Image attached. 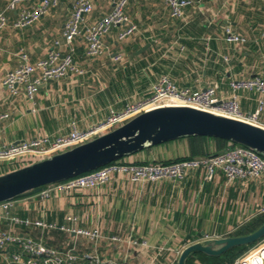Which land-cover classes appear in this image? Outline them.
I'll list each match as a JSON object with an SVG mask.
<instances>
[{"label":"crops","instance_id":"1","mask_svg":"<svg viewBox=\"0 0 264 264\" xmlns=\"http://www.w3.org/2000/svg\"><path fill=\"white\" fill-rule=\"evenodd\" d=\"M90 1L93 10L85 24L113 7L109 0ZM190 1L182 16L173 18L164 0H128L124 12L137 31L119 40L122 28H112L102 40V53L95 57L87 55L83 38H76L71 43L72 57L84 73L49 80L38 88L33 102L21 92L10 94L1 78L19 65L20 51L30 62L45 58L52 50L61 56L69 52L62 31L74 3L60 0L25 28L14 26L17 11L8 12V23L0 31V115H8L0 120V149L36 136L52 139L66 134L72 123L85 130L104 121L111 110L120 111L150 96L152 85L163 75L179 88L215 87L216 97L223 100L232 94L231 81L260 76L264 72V0ZM4 3L0 0V9ZM38 3L24 0L20 7ZM226 28L245 42H226ZM237 95L242 114L257 110L256 91L238 90ZM258 121L264 125V108ZM208 143L213 150V143ZM189 156L188 142L178 139L145 148L122 162L166 163ZM36 161L28 157L0 161V175ZM48 187L13 199L10 214L57 224H64L71 214L78 218V228L98 229L102 237L92 241L34 227L17 226L13 231L57 250L73 249L77 254L92 253L104 261L127 264H176L185 245L225 237L264 208V176L226 184L219 174L206 182L202 168L175 181L138 183L116 174L98 188L75 194ZM46 189H50L48 196H42ZM0 227L7 229L8 222L0 221ZM112 236L121 241L109 240ZM129 238L144 240L147 246L132 247L126 242Z\"/></svg>","mask_w":264,"mask_h":264},{"label":"built area","instance_id":"2","mask_svg":"<svg viewBox=\"0 0 264 264\" xmlns=\"http://www.w3.org/2000/svg\"><path fill=\"white\" fill-rule=\"evenodd\" d=\"M23 1L5 0L4 7L0 9V31L8 23V12L17 11L14 26L25 28L38 21L50 7L56 6L60 0H39V3L31 8H21ZM109 1L113 6L109 13L93 23L85 24L86 17L93 10V4L90 0H73L70 18L62 31L66 44L70 46L69 52L61 56L59 52L52 50L45 58L30 62L28 55L20 51L18 53L19 65L3 75L1 84L13 96H17L21 92L28 101L33 102L38 88L49 80H56L70 74L82 75L83 70L73 61L72 41L82 37L86 44L87 55L95 57L102 53V40L112 28H122L118 33L119 40H124L137 31V26L124 12L128 0ZM164 2L173 18H180L184 9L191 3L190 0H164ZM225 35V41L228 43L245 42L243 38L233 34L230 28L225 29ZM54 45L58 46L59 42L55 41ZM118 59L119 57L115 58V60ZM230 88L232 91L230 98L223 100L216 97L215 87H207L198 91L179 88L167 75H163L152 85L150 96L128 103L120 111L111 110L104 121L85 130L78 129L76 124L72 123L66 134L52 139L47 136H36L29 140L12 143L0 149V161L23 157L44 159L109 132L143 112L165 106H187L264 127L258 121L259 113L264 108V72L252 79L231 81ZM238 90H254L259 94L258 107L253 114L246 116L240 111ZM7 117V114L0 115V120ZM200 168L204 170L206 182H211L221 174L225 178L226 184H230L236 180L246 181L264 176V158L249 148L236 145L213 156L196 157L169 164L113 162L94 171L47 186L54 190L75 194L86 189L98 188L109 182L116 174L126 175L131 181L138 183L156 182L164 179L175 181L182 180L189 171ZM49 192L50 189H46L41 195L48 196ZM13 205V200L0 203V221L8 222L7 229L0 227V264H127L124 261H104L97 254H77L73 249L57 250L42 241L13 231V228L17 226L34 227L84 236L92 241L102 237L98 229L78 228L76 226L78 218L74 215H67L64 224L22 219L10 214L9 210ZM259 213H264V208H261ZM109 240L121 241L118 236H112ZM126 242L132 247L147 246L144 240L129 238ZM232 264H264V241L258 247L236 258Z\"/></svg>","mask_w":264,"mask_h":264},{"label":"water","instance_id":"3","mask_svg":"<svg viewBox=\"0 0 264 264\" xmlns=\"http://www.w3.org/2000/svg\"><path fill=\"white\" fill-rule=\"evenodd\" d=\"M201 136L227 140L264 158V127L187 106H165L143 112L121 126L69 150L0 175V203L39 187L59 183L177 139ZM264 238V222L253 232L187 244L176 264L193 253L220 256Z\"/></svg>","mask_w":264,"mask_h":264},{"label":"trees","instance_id":"4","mask_svg":"<svg viewBox=\"0 0 264 264\" xmlns=\"http://www.w3.org/2000/svg\"><path fill=\"white\" fill-rule=\"evenodd\" d=\"M188 142L190 156L187 158H183L181 160H176L172 162H166V164L174 163L186 159H192L196 157H209L216 154H219L227 149H230L238 144L229 142L227 140L219 139V138H212V137H201V136H192V137H185L181 138ZM178 140V139H177ZM172 142V141H169ZM213 143V150H210L209 143ZM168 142H165L163 144H166ZM161 145V144H160ZM125 158V157H124ZM120 159L118 161H115L114 163H123V159ZM46 186L39 187L37 189H34L30 192H27L23 195H20L16 197L15 199L21 198L27 194L35 193L41 189H43ZM264 222V213H259L255 215L253 218H251L248 222H246L244 225H242L240 228H238L235 232L227 235V237L230 236H241L249 234L253 231H255L262 223ZM264 238L261 240L247 246H240L232 248L225 253H223L220 256H207L202 253H193L190 255L187 260L186 264H232L233 261L245 254L248 250L255 247L257 244H259Z\"/></svg>","mask_w":264,"mask_h":264},{"label":"rangeland","instance_id":"5","mask_svg":"<svg viewBox=\"0 0 264 264\" xmlns=\"http://www.w3.org/2000/svg\"><path fill=\"white\" fill-rule=\"evenodd\" d=\"M255 247H256V246H255ZM255 247H254V248H255Z\"/></svg>","mask_w":264,"mask_h":264}]
</instances>
